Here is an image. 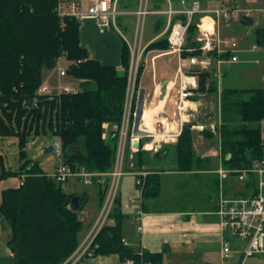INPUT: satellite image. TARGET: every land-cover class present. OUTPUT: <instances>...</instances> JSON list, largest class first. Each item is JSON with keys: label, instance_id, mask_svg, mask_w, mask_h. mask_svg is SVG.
<instances>
[{"label": "trees", "instance_id": "obj_1", "mask_svg": "<svg viewBox=\"0 0 264 264\" xmlns=\"http://www.w3.org/2000/svg\"><path fill=\"white\" fill-rule=\"evenodd\" d=\"M57 3L58 0H0V138L16 137L22 147L32 132L47 127L54 136H59L63 164L72 168L78 164L91 173H109L115 164L119 130L109 133L105 140L103 125L108 123L119 128L122 122L130 48L124 41L121 72L114 66L88 58L87 51L79 44L80 21L72 17L60 19L55 11ZM201 15H195L188 25L185 48H191L193 52H184L183 56L200 54L198 43L192 38L197 33L196 24ZM178 19L186 21L184 15H179ZM255 33L257 45L264 47V28H257ZM167 45L165 40H160L148 49ZM63 52L70 60L85 59L67 72L79 80V92L51 98L35 94L42 70L53 69ZM208 55L214 56L215 52ZM226 56L228 53L221 58ZM142 70L143 64L140 63L135 85ZM196 72L197 91L200 92L205 89L209 73ZM209 85V91H215L214 82ZM220 119L222 126L218 136L223 169H249L264 157L260 137L264 90L224 89L220 98ZM20 154L24 157L23 152ZM162 157L172 162L174 170L179 173L206 171L210 166L209 158L195 154L187 124L183 125L174 144H163L152 157L142 149V144L131 157L126 149L123 157L125 170L149 168L142 188L143 200L160 194L159 172L165 170L162 166H154ZM0 167L3 170L0 178L11 174L4 170L1 156ZM25 167L23 165L16 173L19 178L26 175L23 183L3 189L0 194V223L9 230L7 246L14 264H67L79 246L83 224L77 212L82 207L78 210L71 207L70 201L75 194L66 193L62 183L45 175L37 164L30 163ZM109 182L106 175L92 179L97 190L98 209L103 206ZM255 183L256 179L251 175L247 185L252 187ZM81 196L84 197L83 206L88 197ZM142 209L145 210L143 203ZM108 218L113 224L102 225L86 255L117 254L124 262L162 264L163 251L150 253L123 243L124 215L119 196H115Z\"/></svg>", "mask_w": 264, "mask_h": 264}, {"label": "crops", "instance_id": "obj_2", "mask_svg": "<svg viewBox=\"0 0 264 264\" xmlns=\"http://www.w3.org/2000/svg\"><path fill=\"white\" fill-rule=\"evenodd\" d=\"M193 1H199L203 11L200 17L202 25L205 22L211 25L212 29L210 28L208 32L218 36L221 41V51L215 52V57L208 56L211 64L204 70L209 73L206 80L208 85H205V89L200 92L193 91L192 97L183 101L182 111L177 113L179 85L177 58L173 54L166 53L167 47L150 49L148 47L160 40L167 42L168 32L172 25L170 22L177 20L179 15H182L179 12L188 9ZM140 3L151 12L171 9L176 13L170 17L163 13L139 15L137 12L141 8ZM124 6L128 7L124 8ZM222 9H237L239 12L237 16L227 21L222 17H216L214 13ZM246 10H251L252 15L246 17L243 13ZM117 12L113 23L103 31L99 30L97 22L93 19L80 20L79 44L87 51L88 58L97 60L102 65L114 66L121 72L123 68L120 57L125 41L129 48L134 49L136 57L143 64L138 83L135 85V80L133 82L134 92L129 109L131 114L135 112L139 114L138 125L146 129L142 124V114L144 110L155 108L151 122L152 129L159 133H166L168 139L161 143L159 139L147 137L142 139L139 135L138 149L133 150L130 142L126 145L128 148H125V151L128 150L130 157L139 150L140 144H142V149L148 151L152 157L163 144L175 142L177 136L172 137V134H176L185 123L191 120L195 123L193 127L196 129L198 138L202 137L201 131L206 125H209L207 128L215 133L217 126L212 123L211 118L215 119L217 115L214 121H221L220 98L224 89L264 90V47L257 45L255 33L257 28H264V0H125L117 4ZM141 22L142 25H140ZM198 36L197 31L192 41L198 43ZM187 50L189 54L193 52L191 48ZM224 53H228V56L221 58ZM200 55L201 52L196 56ZM232 57H236V61H232ZM191 70L199 71V68L191 67ZM211 81L215 84V91H209ZM213 102L219 110L217 114L213 113L210 107ZM203 109L208 117L200 116ZM133 119L132 116L129 119L133 122L132 133L137 121ZM129 123L128 127H131ZM260 137L264 151V120L260 122ZM211 145L217 148L209 146L207 150H204L201 147L198 153L205 154V158L210 159V166L206 171L179 173L174 170L175 165L165 161L163 157L154 166L156 168L162 166V170H165L159 172L161 183L165 175L203 177L195 181L201 182L205 187L203 196L190 198L185 206L175 205L174 208L166 210L153 208L151 201L159 198L161 190L158 196L143 200L142 192L140 195L139 188L135 185V175L140 172L148 173L149 168L143 167L141 171H134L125 170L123 167L124 175L119 179L116 196L120 198L121 211L124 215L122 239L125 245L150 253L163 251L162 264H264V255L243 259L242 251L245 243L235 238L229 230H222L220 227L219 218L216 215V199L219 193V188L217 190L216 187L217 180H219L216 170L222 167L221 155L217 142ZM166 164H168L167 167ZM130 166L131 164L128 167ZM191 181L194 182L192 179ZM247 181L248 179L242 182L232 196H229L228 185H233V180L223 183L224 196L228 199L249 196L255 191L256 185L249 187ZM80 183L82 182L79 180L73 183L74 186H71L68 193L85 194L88 197L87 202L81 208V214L84 213L85 217L81 219L83 229L79 236L78 247L84 253L93 239V227L100 209L97 208L96 186L84 183L79 185ZM177 183L179 184L178 181ZM136 199L138 201H135ZM142 203L145 210L142 209ZM138 212H141L140 217ZM105 224L112 225L113 221L107 218ZM8 234L9 230L0 223V264H14L13 255L7 246ZM223 239L230 243L232 249V255L226 261L221 260L220 254ZM82 252H75L70 258V264L78 261L83 255H80ZM75 264H125V262L117 254L105 256L88 254Z\"/></svg>", "mask_w": 264, "mask_h": 264}, {"label": "built area", "instance_id": "obj_3", "mask_svg": "<svg viewBox=\"0 0 264 264\" xmlns=\"http://www.w3.org/2000/svg\"><path fill=\"white\" fill-rule=\"evenodd\" d=\"M117 0H58L55 11L57 16L60 19L64 17H72L77 20H83L86 18L93 19L97 22L98 28L100 31H103L104 28L109 27L112 23L117 12ZM183 3V1H182ZM137 12L139 15H146L149 13H163L170 17L172 14L176 12L168 9L166 11L160 12L155 11L151 12L145 9V6H141ZM82 7L84 9L82 10ZM202 9L199 1H193L190 7L184 11H180L179 13L186 17V21L183 22L180 19H177L173 22H170L171 29L168 32L167 36V48L166 53L173 54L176 56L178 61L177 66V77L179 80V85L177 89V100L178 104H176V112L180 113L182 111L183 101L189 99L193 95V91H196L198 88V75L197 70H191V67H198L199 71L206 70L210 64L211 60L208 58V54L211 52H220L221 44L217 35L211 34L206 30L201 28L202 21L199 18V22L196 24L198 31V43L199 50L201 52L200 56H183L184 52L188 50L185 48L186 44V36H187V28L192 18L195 15H200L202 13ZM239 10L237 9H222L214 11L216 17H222L227 21L230 18L237 16ZM245 16H250L251 10L243 11ZM131 63L134 64L135 60V69L130 66L129 75H128V85H127V93H126V101H125V113L126 116V125H122L119 131L118 139L120 138V148L119 152L116 155L115 164L111 172L109 173H88L83 168L78 170L63 164L60 162L56 167L53 174L50 175L52 179L57 182L63 183L68 180L69 177L77 176L80 181L84 184L92 183L93 177H98L106 175L109 176L110 182L108 185L106 197L103 203L102 208L100 209L98 215V222L100 225H104L105 221L108 218V214L112 208L114 198L117 192V186L119 179L122 175H124L123 171V157L125 153V142L128 131V122L130 117L132 116L134 119L139 118L138 113L130 112V103L132 94L134 92L133 82L135 80L136 71L139 66V58L136 57L134 53V49L131 48ZM232 61H236V57H232ZM85 59L82 60H70L67 58L65 52H63L56 59L55 66L52 70H57V74L61 77H66L67 72L71 66H77L80 63H83ZM60 62H64L63 65ZM134 72V77L132 79V74ZM133 80V81H132ZM132 84V85H131ZM79 88V85H78ZM80 90V88H79ZM74 87L69 86H61L57 85L55 87H51L48 84L43 83L40 86L37 94L42 96H48L51 98L52 96H59L61 94H75L79 92ZM133 119V120H134ZM135 120V121H136ZM124 127L126 129H124ZM140 130V132L138 131ZM179 132V131H178ZM178 132L176 134H172V137L178 136ZM157 134L153 135V132H147L146 129L141 128V125H138V129L136 131L135 127L133 133L130 137V146L132 149L136 150L137 148L133 147V142L138 141L139 135H144V137L153 138L155 136L159 137V140L164 142L166 141V133L160 135L158 131ZM53 149L56 151L58 157L61 155V143L58 136H55V142ZM216 173L219 178V193L216 199V215L219 218V224L222 230H229L230 233L237 238L238 240L245 243V247L242 251L243 259L250 258L255 255H264V157L256 162H254L253 166L249 169L244 170H226L222 167H219L216 170ZM237 174L240 180L245 177L248 179L251 175L256 179V188L255 191L247 197H236L232 199H228L223 194V180L228 178L229 175ZM146 172H140L136 174L135 185L139 188L140 195L142 192V188L144 185ZM26 175H22L20 177V184L23 183V179ZM133 202L132 199H129ZM141 212H138V216L140 217ZM101 227V226H100ZM99 229H97L98 231ZM96 231V232H97ZM124 244V240H122ZM221 260L226 261L232 255V249L230 243L223 239L221 244ZM125 264H133L131 260H127Z\"/></svg>", "mask_w": 264, "mask_h": 264}, {"label": "rangeland", "instance_id": "obj_4", "mask_svg": "<svg viewBox=\"0 0 264 264\" xmlns=\"http://www.w3.org/2000/svg\"><path fill=\"white\" fill-rule=\"evenodd\" d=\"M118 1L119 0L116 1L117 4H119ZM251 15L252 14L250 13V16ZM246 17H249V16H246ZM140 25H142V22L140 23ZM130 54H131V49H130ZM131 57L132 56L130 55V63H131ZM135 62H136V60H135ZM135 62H134V64L130 65V66L134 67V69L136 66ZM140 63H141V61H139V64ZM60 64L63 65L64 62H60ZM133 77H134V72L132 74V79H133ZM78 82H79L78 79H75L74 77L69 76L68 74L66 77L59 76V74H57L56 69L55 70L44 69V70H42L41 82H40L38 88L36 89L35 94H37L40 86L43 85V83L48 84L51 87L61 85V86L74 87L77 90H79V88H78L79 83ZM206 85H208V84H206ZM125 101H126V98H125ZM214 105L215 104L213 102V104L210 107H211L213 113L215 112L217 114L219 112V110H218V108L216 109V107ZM208 114L209 113H207V115ZM125 115L126 116L128 115V111L126 114L125 113V103H124L122 122L120 124V127L118 128V127H116V125H110L108 123L104 124L103 125L104 133L102 135L103 139L107 140L109 133L115 131L116 129H118L120 131L121 126L123 124L126 125V121L124 122V120H126ZM145 115H150L148 110H144L142 116H145ZM200 116L201 117H208L205 115L204 109L202 110ZM217 117L218 116L216 115V118ZM216 118L215 119L211 118L212 119L211 121L215 126H217L216 132H218L220 129V126H222V125H221V121H218V122L214 121V120H216ZM144 119L145 118H143V120ZM134 120H136V119H134ZM129 122H130L129 125L131 127H128L126 142H125L124 148H126L127 143L130 142L129 141L130 137H131L130 132L132 133L131 130H132V123L133 122L131 120ZM185 124L189 125V134H190V137L192 140V147H193V150L195 151V154L197 156H199V157L202 156L201 158H205L206 157L205 154H202V155L198 154L199 150L201 147L204 150H207L206 149L207 147L213 145V144L211 145V143L217 142L218 147L219 148L221 147L218 134L216 132L215 133L211 132L209 130V128H207V127H209V125H206V127L201 131L202 137L198 138L197 134H196V129L193 127L195 125L194 121L191 120L190 122L185 123ZM124 129H126V128L124 127ZM181 131H182V128L178 132V136L180 135ZM153 133H154L153 135L157 134L155 129L153 130ZM147 138H149V137H147ZM154 138L159 139L158 136H155ZM142 139H146L144 137V135H142ZM149 139H153V138H149ZM165 139H168V138H165ZM176 141H177V139H176ZM54 142H55V136L51 133V131L47 127L44 130L39 129V131L37 133L32 132L27 137V141H25V143L22 147H20L18 145V138H16V137L11 136V137L0 138V156L2 157L3 167H4L5 171L11 173L10 175H8L4 178H0V194H1V191L3 189L9 188V187H15V186H18L20 184V178L16 173L21 171V168L23 165H26L25 168H27V166L30 165V163L31 164L35 163L39 166V168L42 170V172L45 175L50 177V175L54 173L58 164L62 161L61 158L58 157V155L56 154V151L53 148L51 151H47L48 147L54 146ZM175 142H172V144H174ZM161 143H162V141H161ZM119 148H120V138L118 139V143H117L116 155L119 152ZM212 148L215 149L217 147L212 146ZM219 151H220V149H219ZM21 152L24 153V157L20 156ZM169 158H171V154L169 155ZM115 159H116V157H115ZM74 166L75 167H73V168L76 170L83 168L86 171V169L81 165L77 164ZM167 166H168V164H166V167ZM86 172H88V171H86ZM88 173H91V172H88ZM92 173L100 174L99 172H92ZM98 177H101V176L99 175ZM191 179L194 182H192ZM199 179H203V177L202 176L192 177L189 175H183V176H179V175L178 176H176V175L175 176H169V175L166 176L165 175V176H163V181H162V186H161V194H160L158 199L151 201L153 208L158 209V210H166L169 208H174L173 206H175V205L176 206H181V205L185 206L188 204V201L190 198L192 199L195 196L196 197L203 196V191H204L205 187L203 186V184L201 182H195ZM78 180L79 179L77 176L69 177L67 181L62 183V189L66 193H68V190H70L72 188L71 186L73 185V183H76ZM230 180L231 181L233 180V182H234L233 185L232 184L228 185V189L230 188L229 196H232L233 192L236 189H238V187L241 186V183L245 182L247 180V178L245 177L244 179L240 180L238 176L233 177V176L229 175L228 179L226 181L224 180L223 183H226ZM177 181L179 182V184L177 183ZM82 183H80L79 185H81ZM185 183L187 185H185ZM90 184L92 185L93 183H90ZM90 184H88V185H90ZM85 185H87V184H85ZM93 186H95V185L93 184ZM230 199H232V198H230ZM135 201H138V199H136ZM190 201L192 202V200H190ZM81 210L79 212H77V215H78V219L82 222L81 219H82V217H85V215H84V213L81 214ZM82 224H83V222H82ZM100 226L102 227V225H100V222H98V218H97V221L93 227V230H94L93 231V239L95 238L96 234L99 232V230L101 228ZM97 229H99V230L97 231ZM80 234H81V232L79 233V236H80ZM93 239H92V241H93ZM92 241H91V243H92ZM91 243L84 253L82 252V250H80L78 248L76 249L75 252L76 253H78V251L82 252L80 255L83 254L82 257H84V255H86L88 253L90 246H91ZM79 244H80V239H79ZM74 253L72 254V256L74 255ZM90 255H91V253H90ZM70 258L66 261L67 264H70ZM78 261H76V262H78ZM76 262H74V264Z\"/></svg>", "mask_w": 264, "mask_h": 264}, {"label": "water", "instance_id": "obj_5", "mask_svg": "<svg viewBox=\"0 0 264 264\" xmlns=\"http://www.w3.org/2000/svg\"><path fill=\"white\" fill-rule=\"evenodd\" d=\"M134 127H135V129H136V131H137V129H138V120L136 121ZM138 131L140 132V130H138ZM48 138H49V137H48ZM133 147L138 149V147H139V143H138V141H134V142H133ZM52 148H53L52 146L48 147L47 151H51ZM2 173H3V170H2V168L0 167V176L2 175ZM82 202H83V197H82L81 195L75 194V195H73L72 198H71L70 205H71V207H73L75 210H78V209H80V208L82 207Z\"/></svg>", "mask_w": 264, "mask_h": 264}, {"label": "bare ground", "instance_id": "obj_6", "mask_svg": "<svg viewBox=\"0 0 264 264\" xmlns=\"http://www.w3.org/2000/svg\"><path fill=\"white\" fill-rule=\"evenodd\" d=\"M201 28L203 30L208 31L211 28V25L208 22H205V23H203V25H201ZM147 110L149 111L150 115L142 116V124L145 126L147 131L153 132L152 123L151 122H152V119H153L152 116H154L153 114H155L156 109L154 108V109H147ZM143 118H145V119L143 120ZM161 134H163V133L161 132L160 135Z\"/></svg>", "mask_w": 264, "mask_h": 264}]
</instances>
